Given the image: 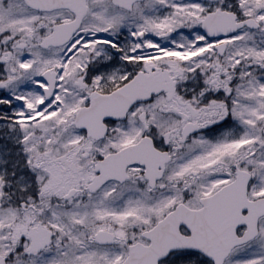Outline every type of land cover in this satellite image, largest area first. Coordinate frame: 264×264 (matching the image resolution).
<instances>
[{
  "label": "snow or ice",
  "instance_id": "6c2138e0",
  "mask_svg": "<svg viewBox=\"0 0 264 264\" xmlns=\"http://www.w3.org/2000/svg\"><path fill=\"white\" fill-rule=\"evenodd\" d=\"M0 264H264V0H0Z\"/></svg>",
  "mask_w": 264,
  "mask_h": 264
}]
</instances>
